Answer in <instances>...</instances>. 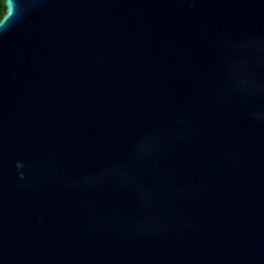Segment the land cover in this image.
<instances>
[{
	"label": "water",
	"instance_id": "water-1",
	"mask_svg": "<svg viewBox=\"0 0 264 264\" xmlns=\"http://www.w3.org/2000/svg\"><path fill=\"white\" fill-rule=\"evenodd\" d=\"M0 264H264V0H2Z\"/></svg>",
	"mask_w": 264,
	"mask_h": 264
},
{
	"label": "trees",
	"instance_id": "trees-1",
	"mask_svg": "<svg viewBox=\"0 0 264 264\" xmlns=\"http://www.w3.org/2000/svg\"><path fill=\"white\" fill-rule=\"evenodd\" d=\"M4 11H5V6H4V4H1L0 5V17L3 14Z\"/></svg>",
	"mask_w": 264,
	"mask_h": 264
},
{
	"label": "flooded vegetation",
	"instance_id": "flooded-vegetation-1",
	"mask_svg": "<svg viewBox=\"0 0 264 264\" xmlns=\"http://www.w3.org/2000/svg\"><path fill=\"white\" fill-rule=\"evenodd\" d=\"M3 4L2 0H0V5Z\"/></svg>",
	"mask_w": 264,
	"mask_h": 264
}]
</instances>
